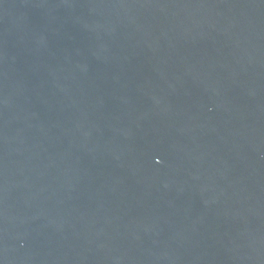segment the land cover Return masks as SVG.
<instances>
[{
	"label": "water",
	"instance_id": "obj_1",
	"mask_svg": "<svg viewBox=\"0 0 264 264\" xmlns=\"http://www.w3.org/2000/svg\"><path fill=\"white\" fill-rule=\"evenodd\" d=\"M0 264H264V0H0Z\"/></svg>",
	"mask_w": 264,
	"mask_h": 264
}]
</instances>
